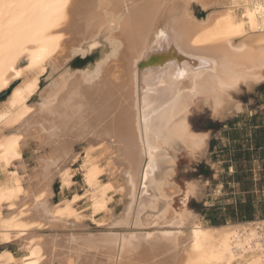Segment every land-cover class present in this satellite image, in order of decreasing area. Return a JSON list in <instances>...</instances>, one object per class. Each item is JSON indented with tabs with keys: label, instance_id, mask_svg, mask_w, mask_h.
I'll return each mask as SVG.
<instances>
[{
	"label": "bare ground",
	"instance_id": "obj_1",
	"mask_svg": "<svg viewBox=\"0 0 264 264\" xmlns=\"http://www.w3.org/2000/svg\"><path fill=\"white\" fill-rule=\"evenodd\" d=\"M97 50L91 66L71 70ZM263 73L261 0H0V264H264V219L204 225L174 208L198 186L183 191L173 180L178 151L207 150L193 109L226 119ZM30 142L48 151L27 181ZM83 144L85 193L55 204L56 180L75 185ZM83 199L108 232H87Z\"/></svg>",
	"mask_w": 264,
	"mask_h": 264
},
{
	"label": "rangeland",
	"instance_id": "obj_2",
	"mask_svg": "<svg viewBox=\"0 0 264 264\" xmlns=\"http://www.w3.org/2000/svg\"><path fill=\"white\" fill-rule=\"evenodd\" d=\"M261 3L264 4V0H261ZM194 12L199 19H204L209 14L199 6L194 7ZM261 32L262 30L258 31L259 34ZM99 55L100 52L97 50L86 58L77 57L70 63L69 67L72 71L87 69L99 59ZM49 75L48 72L42 77L40 90L49 86ZM236 95L237 107L235 112L224 120L214 119L210 110L202 106L194 108L190 114L189 122L192 129L210 135L207 150L203 156L193 158L185 150L175 154L174 182L183 191L187 189L189 184H196L199 194L196 197L188 198L182 193L175 198L174 208L178 211L188 208L204 225H211L210 219L218 221L225 219L226 224L240 223L241 220H233V217L236 218L234 214H237V210L233 209L228 212L227 207H236L238 202L244 203L249 200V197L253 203V209H249L243 214L251 217L252 221L264 219V155L255 152L254 144L257 135L255 133L259 128L264 127V82L252 90L243 87ZM37 98L36 95L31 103H36ZM4 101V96H0V104ZM258 137L263 138L264 134L258 135ZM239 147L242 148L243 153L240 158L237 157L240 152ZM85 148L86 145L84 144L76 148V153L80 156L77 162L71 165L75 171L73 188L62 190L59 181H55L53 185V202L55 204L70 198L74 193L81 195L85 193L81 167ZM47 151L48 149L38 151L37 144L29 143L24 152L26 169L21 173L23 178L25 177L27 181H30L38 170L37 158L42 154L45 155ZM247 151L250 153L248 157L245 154ZM237 175L238 177H236ZM2 178L3 175L0 176V179ZM109 181L108 176L101 178L102 184H108ZM33 183L35 184V182ZM244 190L249 192L246 193ZM124 200L125 197L121 193L114 195L110 209L115 216H119L123 212ZM215 207L219 211L210 215L209 210ZM77 210L84 216V223L89 234L97 235L108 232L107 226L96 223L105 221L101 219L104 218L103 215L96 217L95 221H91L90 204L86 199L78 204ZM66 230L68 229L65 228L63 231L60 229L59 231L62 233ZM8 248L19 258H26L24 251L18 244L12 243Z\"/></svg>",
	"mask_w": 264,
	"mask_h": 264
},
{
	"label": "trees",
	"instance_id": "obj_3",
	"mask_svg": "<svg viewBox=\"0 0 264 264\" xmlns=\"http://www.w3.org/2000/svg\"><path fill=\"white\" fill-rule=\"evenodd\" d=\"M255 134H257L255 139H254L255 152H257V153L259 152V153H261V155L262 154L264 155V137L263 138L258 137V135L264 134V127L259 128V130ZM233 141H235V140H233ZM239 151H240L239 154H237L238 158H240V156L243 155L242 148L239 147ZM245 154H246V157H248L250 155L249 151H247ZM238 175L236 177H238ZM244 191H246V193L249 192L247 190H244ZM248 199L249 200L244 202V203L238 202L236 207H234V206L227 207L228 212H230L233 209L237 210V214H234L236 218L233 217V220H236V221L241 220V222L252 221L251 217H247L243 214L245 211H249V209H253V203L251 202L250 197ZM218 211H219L218 208L215 207V208H212L211 210H209V214L212 215L213 213H217ZM209 221H211L212 226H220V225L226 224L225 219L222 221L210 219Z\"/></svg>",
	"mask_w": 264,
	"mask_h": 264
},
{
	"label": "crops",
	"instance_id": "obj_4",
	"mask_svg": "<svg viewBox=\"0 0 264 264\" xmlns=\"http://www.w3.org/2000/svg\"><path fill=\"white\" fill-rule=\"evenodd\" d=\"M225 129H227V126H225ZM1 249H0V251H2L4 248L3 247H0Z\"/></svg>",
	"mask_w": 264,
	"mask_h": 264
},
{
	"label": "water",
	"instance_id": "obj_5",
	"mask_svg": "<svg viewBox=\"0 0 264 264\" xmlns=\"http://www.w3.org/2000/svg\"><path fill=\"white\" fill-rule=\"evenodd\" d=\"M3 97V96H2Z\"/></svg>",
	"mask_w": 264,
	"mask_h": 264
}]
</instances>
